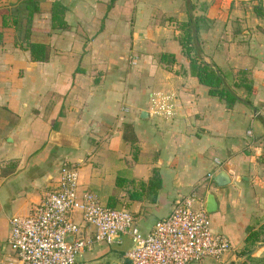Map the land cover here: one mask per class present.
Instances as JSON below:
<instances>
[{"label":"crops","instance_id":"crops-1","mask_svg":"<svg viewBox=\"0 0 264 264\" xmlns=\"http://www.w3.org/2000/svg\"><path fill=\"white\" fill-rule=\"evenodd\" d=\"M49 1L32 33L48 60L31 61L10 27L0 44V264L15 255L9 219L30 213L63 167H76L79 197L126 207L143 233L180 196L195 192L206 209L212 194L211 227L230 248L186 264H264V0H60L62 30L49 29ZM189 19L190 52L216 67L230 106L189 69L177 38ZM153 170L157 193L131 198ZM70 218L93 237L80 212ZM130 246L126 235L93 241L75 264H127Z\"/></svg>","mask_w":264,"mask_h":264},{"label":"built area","instance_id":"built-area-1","mask_svg":"<svg viewBox=\"0 0 264 264\" xmlns=\"http://www.w3.org/2000/svg\"><path fill=\"white\" fill-rule=\"evenodd\" d=\"M160 108L171 110L164 99ZM77 178L76 167H63L30 213L9 219L6 240L15 255L7 264H75L77 253L91 242L117 244L125 235L131 240L127 264H186L218 259L230 248L228 237L212 229L195 192L177 198L170 212L143 233L126 207L103 204L90 191L79 197ZM75 211L94 227L92 238L70 218Z\"/></svg>","mask_w":264,"mask_h":264},{"label":"trees","instance_id":"trees-1","mask_svg":"<svg viewBox=\"0 0 264 264\" xmlns=\"http://www.w3.org/2000/svg\"><path fill=\"white\" fill-rule=\"evenodd\" d=\"M13 6L10 5L0 13V44L3 43L4 29L7 27L12 28V34L14 38V44L26 50L29 54L31 61H46L50 57V47L46 42L36 41L32 39V33L34 32L33 20L35 15L42 12L43 0H14ZM47 12L49 13L50 30H62L68 27L65 20L66 6L60 0H50L48 2ZM192 19L178 24L181 29V33L177 36L179 43L183 48V52L189 59V69L191 73L196 75L199 82L208 86L209 94L216 95L220 99H223L227 106L231 105V102L237 98V96L225 88L223 85V79L216 69V67L203 60L197 54H192L190 51L194 48L191 44L193 31L197 30V25ZM49 30V31H50ZM165 54L161 58H164ZM10 118V117H9ZM122 183L119 179L117 184ZM160 187V176L156 170H153L151 177L147 181H139L138 188L128 190L131 198H139L140 192L149 189L150 191L157 193V189ZM114 197L111 196V200ZM111 207L115 206L114 202L109 201L107 204ZM122 207V206H121ZM256 231H251L249 236L250 241L253 242L259 236ZM264 240V235L262 236ZM264 257V254H263Z\"/></svg>","mask_w":264,"mask_h":264},{"label":"rangeland","instance_id":"rangeland-1","mask_svg":"<svg viewBox=\"0 0 264 264\" xmlns=\"http://www.w3.org/2000/svg\"><path fill=\"white\" fill-rule=\"evenodd\" d=\"M14 0H0V13L7 7L10 5V8L13 6ZM6 34L10 37H12V34H14V32H10V30H6ZM10 247V246H9Z\"/></svg>","mask_w":264,"mask_h":264},{"label":"water","instance_id":"water-1","mask_svg":"<svg viewBox=\"0 0 264 264\" xmlns=\"http://www.w3.org/2000/svg\"><path fill=\"white\" fill-rule=\"evenodd\" d=\"M215 179H216V181H219V176L215 177ZM208 199L209 200L207 201L206 210L211 211L215 207V202H214V198H213L212 194L209 195ZM69 236H71V235H69Z\"/></svg>","mask_w":264,"mask_h":264}]
</instances>
